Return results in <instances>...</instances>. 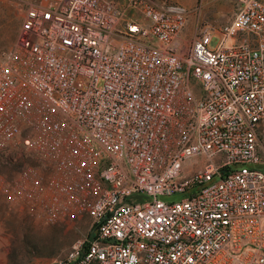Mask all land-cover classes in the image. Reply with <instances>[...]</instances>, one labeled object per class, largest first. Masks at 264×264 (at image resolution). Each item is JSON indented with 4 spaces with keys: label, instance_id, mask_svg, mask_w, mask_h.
<instances>
[{
    "label": "built area",
    "instance_id": "1",
    "mask_svg": "<svg viewBox=\"0 0 264 264\" xmlns=\"http://www.w3.org/2000/svg\"><path fill=\"white\" fill-rule=\"evenodd\" d=\"M118 1L24 9L0 51V198L89 218L56 264H264V0L185 50L180 3Z\"/></svg>",
    "mask_w": 264,
    "mask_h": 264
},
{
    "label": "rangeland",
    "instance_id": "2",
    "mask_svg": "<svg viewBox=\"0 0 264 264\" xmlns=\"http://www.w3.org/2000/svg\"><path fill=\"white\" fill-rule=\"evenodd\" d=\"M38 0H0V51L12 47L21 21L24 9L29 3ZM180 3L186 9V21L178 34L180 50H185L190 40L199 29L208 26L216 30L230 18L233 11L231 0H166ZM118 3L125 5L122 0ZM217 41L211 37L210 46ZM259 141L261 156L264 159V123L260 128ZM199 168V165L194 167ZM181 194L171 197H159L161 201L178 200ZM36 219L28 216L25 210L17 205L6 204L0 198V264H56L62 260L72 243L84 240L89 232L90 220L87 217L72 219L65 223L44 224L38 220L37 228H32L30 222ZM85 222V231L76 229ZM48 229L51 237L37 235ZM72 240L66 244V240Z\"/></svg>",
    "mask_w": 264,
    "mask_h": 264
},
{
    "label": "crops",
    "instance_id": "3",
    "mask_svg": "<svg viewBox=\"0 0 264 264\" xmlns=\"http://www.w3.org/2000/svg\"><path fill=\"white\" fill-rule=\"evenodd\" d=\"M36 222H37L36 220L30 222L32 228H34V229L37 228V224H35ZM85 225H86L85 222H84V221H81V222L77 225L76 229L81 230V231H85V230H84V229H85ZM33 233H34L35 237H36L37 235H40V236H43V237H51V236H52V233H51L48 229H46V228H43V231H40L39 234H38L37 231H34ZM71 240H72V238H68V240H66V244L68 245V243H69Z\"/></svg>",
    "mask_w": 264,
    "mask_h": 264
},
{
    "label": "trees",
    "instance_id": "4",
    "mask_svg": "<svg viewBox=\"0 0 264 264\" xmlns=\"http://www.w3.org/2000/svg\"><path fill=\"white\" fill-rule=\"evenodd\" d=\"M90 236H91V234H90V233H88L87 237H90Z\"/></svg>",
    "mask_w": 264,
    "mask_h": 264
}]
</instances>
